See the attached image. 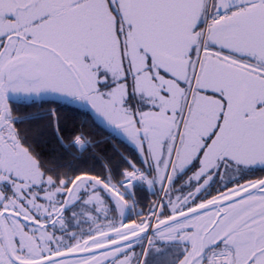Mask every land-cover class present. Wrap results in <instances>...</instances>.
I'll list each match as a JSON object with an SVG mask.
<instances>
[{
  "label": "snow or ice",
  "instance_id": "obj_1",
  "mask_svg": "<svg viewBox=\"0 0 264 264\" xmlns=\"http://www.w3.org/2000/svg\"><path fill=\"white\" fill-rule=\"evenodd\" d=\"M48 96L138 159L12 103ZM257 170L264 0H0V264H264Z\"/></svg>",
  "mask_w": 264,
  "mask_h": 264
},
{
  "label": "trees",
  "instance_id": "obj_2",
  "mask_svg": "<svg viewBox=\"0 0 264 264\" xmlns=\"http://www.w3.org/2000/svg\"><path fill=\"white\" fill-rule=\"evenodd\" d=\"M15 106V111L17 114L22 116L31 115L37 112L43 114V112L49 108L55 107L61 117V125L65 128L66 132L82 131L85 137L90 138L92 141H99V151H102L107 157L111 159L114 167L123 168L126 163L121 159V157H128L134 160L138 159V154L129 148L125 142L118 135L115 134L113 130L104 131L99 128L88 115V113L82 108L76 105L70 104L68 102L59 100H33L27 102H12ZM29 127V122L19 124L21 132ZM50 145L37 144L38 151H47ZM97 151V150H93ZM85 156H89V153H85ZM72 158L65 155L62 163L70 161ZM93 161L88 159L86 161L87 166H92ZM103 161H99L95 167V171H99V164ZM118 178V177H117ZM142 199L145 205L151 201L154 197L147 191V189L142 190Z\"/></svg>",
  "mask_w": 264,
  "mask_h": 264
},
{
  "label": "flooded vegetation",
  "instance_id": "obj_3",
  "mask_svg": "<svg viewBox=\"0 0 264 264\" xmlns=\"http://www.w3.org/2000/svg\"><path fill=\"white\" fill-rule=\"evenodd\" d=\"M48 97H51V96H48ZM48 97H45V98H41L40 100H42V99H50V100H55V99H51V98H48ZM33 98H35V97H33ZM23 99H31V98H18V99H14L13 100V102L14 101H16V102H27V101H21V100H23ZM30 101V100H29ZM33 101V100H32ZM59 101H61V100H59ZM69 103V102H68ZM70 104H73V105H76V106H78V107H82L83 109H84V107L82 106V105H80V104H78V103H70ZM114 131V130H113ZM115 132V131H114ZM115 134L116 135H118L120 138H122V140L125 142V144L129 147V148H131V149H133V151L135 152V153H137L136 151H135V149L125 140V138L121 135V134H118L117 132H115ZM261 175H264V173H260L258 170L255 172V174L252 176V178H255L256 176H261ZM215 187V186H214Z\"/></svg>",
  "mask_w": 264,
  "mask_h": 264
},
{
  "label": "water",
  "instance_id": "obj_4",
  "mask_svg": "<svg viewBox=\"0 0 264 264\" xmlns=\"http://www.w3.org/2000/svg\"><path fill=\"white\" fill-rule=\"evenodd\" d=\"M85 111L88 113V115L91 117V119L93 120V122L99 127L101 128L102 130L104 131H111L113 130L112 128H109L107 126H105L99 119L97 116H95L88 107L86 106H83Z\"/></svg>",
  "mask_w": 264,
  "mask_h": 264
},
{
  "label": "rangeland",
  "instance_id": "obj_5",
  "mask_svg": "<svg viewBox=\"0 0 264 264\" xmlns=\"http://www.w3.org/2000/svg\"><path fill=\"white\" fill-rule=\"evenodd\" d=\"M42 98H45V97H42ZM48 98H51V99H53L52 97H48ZM41 98H39V99H37V98H31V99H23V100H21V101H32V100H40ZM55 100H61V101H64V102H68L67 100H63V99H55ZM99 118V117H98ZM99 120L102 122V120L99 118ZM105 126H107L104 122H102ZM108 127V126H107ZM158 185L156 186V189H154L153 191H155V190H158Z\"/></svg>",
  "mask_w": 264,
  "mask_h": 264
}]
</instances>
